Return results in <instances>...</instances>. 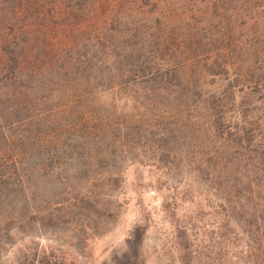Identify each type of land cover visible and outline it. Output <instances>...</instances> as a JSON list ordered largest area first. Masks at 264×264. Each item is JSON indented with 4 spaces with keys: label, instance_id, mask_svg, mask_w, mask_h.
<instances>
[{
    "label": "rangeland",
    "instance_id": "374dc122",
    "mask_svg": "<svg viewBox=\"0 0 264 264\" xmlns=\"http://www.w3.org/2000/svg\"><path fill=\"white\" fill-rule=\"evenodd\" d=\"M0 264H264V0L0 3Z\"/></svg>",
    "mask_w": 264,
    "mask_h": 264
},
{
    "label": "trees",
    "instance_id": "16d2710c",
    "mask_svg": "<svg viewBox=\"0 0 264 264\" xmlns=\"http://www.w3.org/2000/svg\"><path fill=\"white\" fill-rule=\"evenodd\" d=\"M9 1H11V0H0V3L4 4V3L9 2ZM20 34H21L20 32H16V33H13L12 35H8L6 38H4V36L1 37V44H2V50H3L2 51L3 52V56H2L3 59H5L4 53H6L7 55L9 54L8 46L11 45L10 44L11 39H16L17 36H19Z\"/></svg>",
    "mask_w": 264,
    "mask_h": 264
}]
</instances>
